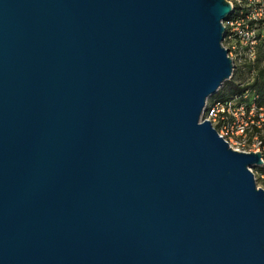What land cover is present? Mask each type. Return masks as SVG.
Wrapping results in <instances>:
<instances>
[{"label":"water","instance_id":"1","mask_svg":"<svg viewBox=\"0 0 264 264\" xmlns=\"http://www.w3.org/2000/svg\"><path fill=\"white\" fill-rule=\"evenodd\" d=\"M226 0H0V264H264L260 152L206 100Z\"/></svg>","mask_w":264,"mask_h":264},{"label":"built area","instance_id":"2","mask_svg":"<svg viewBox=\"0 0 264 264\" xmlns=\"http://www.w3.org/2000/svg\"><path fill=\"white\" fill-rule=\"evenodd\" d=\"M226 1L232 4V12L223 22V46L233 64L230 80L243 71H249V77L235 80L238 86L245 87L237 94L219 95L223 84L206 100L200 122L208 120L234 150L260 152L263 163L256 167H261L264 165V94L249 84L253 81L255 66L264 65V0ZM256 167L251 168L254 177L264 184V172H254ZM261 188L264 190V185Z\"/></svg>","mask_w":264,"mask_h":264},{"label":"trees","instance_id":"3","mask_svg":"<svg viewBox=\"0 0 264 264\" xmlns=\"http://www.w3.org/2000/svg\"><path fill=\"white\" fill-rule=\"evenodd\" d=\"M255 75L253 78V81L251 84H249L250 87L256 88L258 91L261 92V94H264V65H256L255 66ZM245 87L238 86L235 82H232L231 80L225 81L224 85L219 92V95L221 96H229L233 94L240 93ZM264 172V165L261 167H257L254 169V172Z\"/></svg>","mask_w":264,"mask_h":264},{"label":"rangeland","instance_id":"4","mask_svg":"<svg viewBox=\"0 0 264 264\" xmlns=\"http://www.w3.org/2000/svg\"><path fill=\"white\" fill-rule=\"evenodd\" d=\"M248 74H249V71L237 72L235 77L232 78L231 81L235 82V80H240V81H243L245 79L248 80V77H249ZM256 181L259 186L263 187L264 184L260 179H257Z\"/></svg>","mask_w":264,"mask_h":264}]
</instances>
